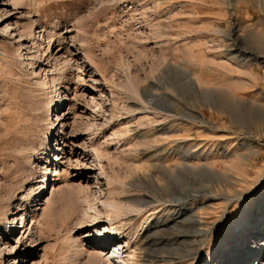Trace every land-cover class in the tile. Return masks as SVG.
<instances>
[{
	"label": "rangeland",
	"instance_id": "obj_1",
	"mask_svg": "<svg viewBox=\"0 0 264 264\" xmlns=\"http://www.w3.org/2000/svg\"><path fill=\"white\" fill-rule=\"evenodd\" d=\"M263 36L264 0H0V264H170L192 219L185 264L235 254L264 212Z\"/></svg>",
	"mask_w": 264,
	"mask_h": 264
},
{
	"label": "bare ground",
	"instance_id": "obj_2",
	"mask_svg": "<svg viewBox=\"0 0 264 264\" xmlns=\"http://www.w3.org/2000/svg\"><path fill=\"white\" fill-rule=\"evenodd\" d=\"M13 5H15V3L13 2ZM41 38V37H40ZM21 41H23L21 39ZM255 41H257V43H259L260 45H264V36L263 37H259L257 38ZM262 55H264V51H261L260 52ZM264 57V56H263ZM60 104V102H59ZM258 191V190H256ZM31 197V196H30ZM29 197V199H30ZM260 197V196H258ZM180 202V201H179ZM259 202V198L257 199V203ZM32 203V202H31ZM34 203V202H33ZM179 204V203H178ZM35 206H38L40 205L39 203H36L34 204ZM111 206V205H110ZM22 206H18L17 207V210L18 212H22L23 210L21 209ZM113 207V206H112ZM34 208V207H33ZM263 206L261 207L259 205L258 207V212L260 214V218L259 220L260 221V225L257 226V229L255 230H247L249 228V225H245V227H243L242 230H239L238 232V237L241 239L240 241L242 242V244H239V240H237L236 242L238 243L237 246H235L234 248H237V252L232 253L233 250L231 251V257H228L230 258L231 263L230 264H247V260H245V256H248L252 253H254L256 250H258V248L262 245L261 243L264 242V212H263ZM11 209H8L7 210V214L9 215V217H12L13 214H11ZM17 212V213H18ZM34 213V212H32ZM257 215H253V217L255 218ZM252 217V216H251ZM184 221V220H183ZM252 221V220H251ZM251 221H249V223H251ZM34 224V223H33ZM187 225V223H185ZM198 224H200V222L196 221V220H191L190 222V225H189V228L191 229V227L193 228V230H191V232H189L190 234H193L192 236H190L185 242H183L182 244H180L178 247H175V249H172V251H167V255H168V262L170 264H175V263H178V264H185L186 261L185 259H188V258H192L195 254H196V248L194 247V244L195 241L193 242H189L190 241V238H201L205 235L204 231L202 229H199L198 230ZM187 225V226H188ZM186 226V227H187ZM260 226V227H259ZM184 228V226H183ZM262 228V229H261ZM185 231V229H184ZM97 231H95L96 233ZM186 234H188L189 236V233H187V231L185 232ZM256 233V234H255ZM180 235V234H179ZM187 237V236H186ZM250 239H254V244H252L254 250L253 251H249L250 253L246 255L247 251L249 250L248 249V242ZM112 240V239H111ZM185 240V239H184ZM196 240V239H195ZM244 240H246V242H244ZM244 242V244H243ZM221 244L223 246V242L221 241ZM183 245V246H182ZM186 245V246H185ZM222 247L220 248L219 247V250H221ZM263 249V248H262ZM261 249V250H262ZM159 251V250H158ZM156 253H158L157 251H155ZM226 253V250L224 251ZM223 250L220 252V255L216 256L213 253L209 254V257H205L204 261L205 263H208V264H227L226 260L228 259L227 256L226 257H221V255L224 253ZM259 252V251H258ZM154 253V252H153ZM230 253V252H229ZM96 254V253H95ZM101 254V253H100ZM99 254V255H100ZM160 254V252H159ZM239 254V255H238ZM105 255V254H104ZM252 257V256H251ZM222 261H225L224 263H222ZM192 262V261H191ZM194 264H197V263H194ZM203 264V263H201ZM249 264V263H248ZM260 264V263H259Z\"/></svg>",
	"mask_w": 264,
	"mask_h": 264
}]
</instances>
